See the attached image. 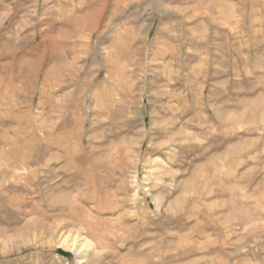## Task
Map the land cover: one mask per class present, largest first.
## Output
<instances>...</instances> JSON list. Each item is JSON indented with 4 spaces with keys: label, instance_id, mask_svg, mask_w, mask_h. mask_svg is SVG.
<instances>
[{
    "label": "rangeland",
    "instance_id": "374dc122",
    "mask_svg": "<svg viewBox=\"0 0 264 264\" xmlns=\"http://www.w3.org/2000/svg\"><path fill=\"white\" fill-rule=\"evenodd\" d=\"M0 264H264V0H0Z\"/></svg>",
    "mask_w": 264,
    "mask_h": 264
},
{
    "label": "bare ground",
    "instance_id": "6f19581e",
    "mask_svg": "<svg viewBox=\"0 0 264 264\" xmlns=\"http://www.w3.org/2000/svg\"><path fill=\"white\" fill-rule=\"evenodd\" d=\"M84 10H85V9H84ZM75 11H76V10H75ZM73 12H74V11H73ZM85 13H87V12L85 11ZM88 13H89V12H88ZM78 15H79V14H78ZM85 15H86V14H85ZM85 15H84V16H85ZM79 16H81V15H79ZM86 16H87V15H86ZM88 17H89V16H88ZM71 19H72V18H71ZM81 19H82V18H81ZM81 19H80V20H81ZM78 20H79V19H78ZM73 21L76 22L75 19H74ZM83 22H84V21H83ZM73 23H74V22H73ZM74 24H76V23H74ZM74 24H72V25H74ZM78 24H79V22L77 23V25H78ZM79 25H80V24H79ZM79 25H78V26H79ZM74 26H75V25H74ZM85 27H86V26H85ZM78 28H79V27H78ZM80 28H82V27H80ZM81 30H82V29H81ZM64 33H65V32H64ZM75 35H77V33H76ZM62 240H63V239H62ZM69 240H70V239H69V236H68V237H65V239H64L62 245H65V244L69 245V242H70ZM68 241H69V242H68ZM72 242H73V243L70 245L71 248H73L74 246H76V244H77V243H76V242H77V239H73ZM83 244H84V243H83ZM67 245H66V246H67ZM81 246H82L83 248L85 247V245H81ZM81 246H80V247H81ZM82 247H81V248H82Z\"/></svg>",
    "mask_w": 264,
    "mask_h": 264
}]
</instances>
